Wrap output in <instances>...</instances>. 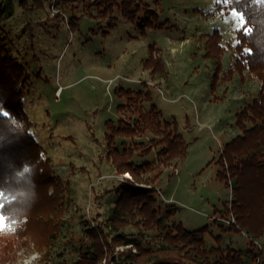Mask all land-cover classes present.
Instances as JSON below:
<instances>
[{
    "label": "rangeland",
    "instance_id": "rangeland-1",
    "mask_svg": "<svg viewBox=\"0 0 264 264\" xmlns=\"http://www.w3.org/2000/svg\"><path fill=\"white\" fill-rule=\"evenodd\" d=\"M141 1L158 10L161 22H167L164 29H146L142 34L141 22L132 23L117 14L112 30L87 16L72 30L67 23L69 14L56 16L61 9L55 0L45 11L35 12L25 10L17 0H0V28L9 51L26 69L24 105L35 123L33 134L52 161L55 174L70 182L72 199L48 258L42 259L7 220L0 230V264L73 263L87 249L89 225L103 226L110 218L118 198L116 190L126 176L117 175L106 158V123L125 116L118 111L125 99L119 95L121 89L150 91L152 102H144L146 110L156 104L162 120L176 122L189 145L186 159L178 165H162L156 152L142 158L138 151L134 158L139 164L147 160L163 169L155 185L164 196L159 197L163 225L182 222L191 231L208 226L204 234L208 247L215 246V237L222 234V224L209 216L229 207L233 195L217 178V162L223 146L241 134L236 114L258 96L260 83L236 74L232 82L220 81L212 92L216 67L213 59L205 57L203 36L216 29L222 33L227 72L236 57L241 26L231 19L232 12L217 11L219 0ZM106 30H110L108 36L102 34ZM151 45L157 49L155 57L162 54L166 75L153 76L143 69ZM149 138L135 142L148 143ZM123 232L139 235L135 227ZM143 235L156 239L153 232ZM259 241L263 245L260 261L245 256V264H264V239ZM248 245L245 234H224V247L246 253ZM256 253H261L258 247Z\"/></svg>",
    "mask_w": 264,
    "mask_h": 264
},
{
    "label": "trees",
    "instance_id": "trees-1",
    "mask_svg": "<svg viewBox=\"0 0 264 264\" xmlns=\"http://www.w3.org/2000/svg\"><path fill=\"white\" fill-rule=\"evenodd\" d=\"M17 1L30 12L45 11L53 3V0ZM55 1L61 9L56 16L69 14L67 23L72 30L86 16L104 22L112 30L117 26V14L132 23L141 22L142 34L146 29H164L167 25L161 22L156 8L141 0ZM160 1L155 0L157 4ZM216 8L221 14L235 10L243 14L247 23L237 31L236 57L227 72L223 67L222 33L216 29L203 36L205 57L213 59L216 67L212 92H216L220 81L232 82L236 74L260 83L258 96L236 114L241 134L223 146L217 162V178L233 195L231 209L227 206L221 212L233 213L238 224L222 225V234L215 237L216 245L211 247L204 237L208 226L191 231L182 222L163 225L161 195L155 187L163 169L147 160L139 164L134 158L138 151L142 158L156 152L162 165H178L186 159L189 145L176 122L162 120V111L156 104L151 103L146 110L144 102H152L150 91L121 89L119 95L125 99L118 111L125 116L106 123V158L117 175L130 174L132 179L125 177L119 184L110 218L103 226L89 225L87 249L68 264H245V256L260 261L263 252L256 253L253 239H264V0H231L228 4L219 0ZM110 30L102 34L108 36ZM156 51L154 45L149 47L143 69L153 76L166 75V62L160 52L158 57L154 56ZM26 82L25 66L9 51L7 36L0 28V107L8 113L7 117L0 116V192L4 194L0 204L5 205L0 211L43 259L48 258L62 232L67 209L72 204L71 185L55 174L52 161L33 134L35 123L24 105ZM143 136L151 137L148 143L136 144V139ZM144 173L149 175L144 177ZM127 227L137 228L139 235L125 234L123 229ZM144 231L156 233V239H145ZM227 233L247 235L246 253L223 246ZM122 246L127 248L117 250Z\"/></svg>",
    "mask_w": 264,
    "mask_h": 264
},
{
    "label": "built area",
    "instance_id": "built-area-1",
    "mask_svg": "<svg viewBox=\"0 0 264 264\" xmlns=\"http://www.w3.org/2000/svg\"><path fill=\"white\" fill-rule=\"evenodd\" d=\"M125 175H126L125 176L126 178L132 179L131 176H128V174H125ZM157 190H158L159 194L161 195V197H164L161 189L157 187ZM229 208L231 209V206H229ZM209 217H210L211 221H213L214 223H218V224H222V225H237L238 224L233 213H230L229 215H225V213L219 212L218 214L215 213ZM253 241L257 245L258 249H260V252H263V245L261 244V242L259 240H256V239H253Z\"/></svg>",
    "mask_w": 264,
    "mask_h": 264
},
{
    "label": "snow or ice",
    "instance_id": "snow-or-ice-1",
    "mask_svg": "<svg viewBox=\"0 0 264 264\" xmlns=\"http://www.w3.org/2000/svg\"><path fill=\"white\" fill-rule=\"evenodd\" d=\"M222 2L224 4H228L231 2V0H222ZM231 19L234 21H237L241 27L244 26L245 23H247V21H245L243 14L236 12L235 10L232 11L231 13ZM246 31H250V29H245ZM247 51V50H246ZM0 116H8L7 112L3 111V108L0 107ZM3 193L0 192V197H3ZM5 205L4 204H0V209H4ZM7 218L6 216L3 214V212H0V230H2L5 226H7Z\"/></svg>",
    "mask_w": 264,
    "mask_h": 264
},
{
    "label": "bare ground",
    "instance_id": "bare-ground-1",
    "mask_svg": "<svg viewBox=\"0 0 264 264\" xmlns=\"http://www.w3.org/2000/svg\"><path fill=\"white\" fill-rule=\"evenodd\" d=\"M128 176H130V174H128Z\"/></svg>",
    "mask_w": 264,
    "mask_h": 264
},
{
    "label": "crops",
    "instance_id": "crops-1",
    "mask_svg": "<svg viewBox=\"0 0 264 264\" xmlns=\"http://www.w3.org/2000/svg\"><path fill=\"white\" fill-rule=\"evenodd\" d=\"M238 136V135H237Z\"/></svg>",
    "mask_w": 264,
    "mask_h": 264
}]
</instances>
